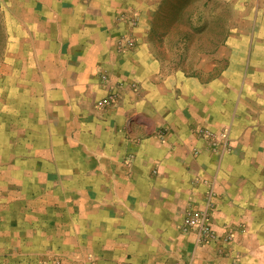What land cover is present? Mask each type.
I'll list each match as a JSON object with an SVG mask.
<instances>
[{
	"label": "crops",
	"instance_id": "obj_1",
	"mask_svg": "<svg viewBox=\"0 0 264 264\" xmlns=\"http://www.w3.org/2000/svg\"><path fill=\"white\" fill-rule=\"evenodd\" d=\"M219 1L0 0V264H264V0Z\"/></svg>",
	"mask_w": 264,
	"mask_h": 264
},
{
	"label": "built area",
	"instance_id": "obj_2",
	"mask_svg": "<svg viewBox=\"0 0 264 264\" xmlns=\"http://www.w3.org/2000/svg\"><path fill=\"white\" fill-rule=\"evenodd\" d=\"M119 19H122V17H120ZM130 22L133 23L132 21ZM109 95L113 99L115 93L112 92ZM218 136L219 138H222V141L220 140L219 143L218 141H215V139L214 141L216 143L214 144L213 148L216 149L220 147L221 142H223L222 150L228 151L229 146L228 142H226V133H221ZM211 212L212 206L209 200H206L205 204L201 208H195L191 206L187 207L184 211V222L180 226L181 230L195 233L199 243H208L212 241L213 230L210 224Z\"/></svg>",
	"mask_w": 264,
	"mask_h": 264
},
{
	"label": "rangeland",
	"instance_id": "obj_3",
	"mask_svg": "<svg viewBox=\"0 0 264 264\" xmlns=\"http://www.w3.org/2000/svg\"><path fill=\"white\" fill-rule=\"evenodd\" d=\"M225 4V2H223L222 0H220L219 1V8H221L223 5ZM223 11H225V10H223ZM231 14L230 13H225V12H222V11H220V15H219V21L220 22H224V21H226V18H231ZM118 20V19H117ZM119 21V20H118ZM113 90V89H112ZM112 90H110V91H112ZM113 99H115V96L113 97ZM45 264V263H44ZM56 264V263H55Z\"/></svg>",
	"mask_w": 264,
	"mask_h": 264
}]
</instances>
